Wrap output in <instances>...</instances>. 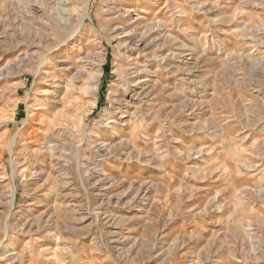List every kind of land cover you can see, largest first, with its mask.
Masks as SVG:
<instances>
[{"label": "rangeland", "instance_id": "1", "mask_svg": "<svg viewBox=\"0 0 264 264\" xmlns=\"http://www.w3.org/2000/svg\"><path fill=\"white\" fill-rule=\"evenodd\" d=\"M38 1L0 0V264H264L260 0Z\"/></svg>", "mask_w": 264, "mask_h": 264}, {"label": "bare ground", "instance_id": "2", "mask_svg": "<svg viewBox=\"0 0 264 264\" xmlns=\"http://www.w3.org/2000/svg\"><path fill=\"white\" fill-rule=\"evenodd\" d=\"M45 0H39L38 2L40 3V4H42L43 2H44ZM54 1H56L54 4L56 5L55 7H56V10H57V12L59 13V15H60V17H59V21H62L63 23H66L67 25H71L72 24V20H74V15H76L75 13H74V11L73 10H71L70 8H69V5L71 4V0H54ZM75 3V2H74ZM73 3V4H74ZM84 3V2H83ZM54 4H53V6H54ZM256 4V3H255ZM86 5V4H85ZM84 5V6H85ZM256 6L258 7V8H264V0H260L257 4H256ZM43 7V6H42ZM54 7V8H55ZM88 7V6H87ZM112 11V10H111ZM77 12V11H76ZM86 13V12H85ZM122 14V13H121ZM83 15V14H82ZM120 15V14H119ZM125 16H127L126 17V19H125V21H127V22H130V21H132V18L128 15V14H126ZM137 18H139V17H137ZM160 22V21H159ZM132 23V22H131ZM133 25H137L138 26V23H139V20H133ZM58 24H60V22L58 23ZM140 24V23H139ZM83 22H81L74 30H72V31H70L68 34H66V37H65V40L64 41H62L61 43H59V44H56V43H49V46L47 47V48H45V50L44 49H42V54L39 56V57H35V56H33V55H31V56H29L28 58H26L25 59V62L26 63H30V62H33V60H37V68H36V76H38L40 73H41V71L43 70V68H44V66H45V63L48 61V59L49 58H52V56L54 55V53L55 52H57V51H59V50H61V48H62V46H67V45H70V41L71 40H74L75 39V36H76V34L79 32V30L81 29V27H83ZM242 26H243V30L245 31V34H244V37L245 38H247L248 40H250V42H251V44L253 45V47L254 48H257L258 50H260V49H262V48H264V28L263 29H259V28H252V26L250 25V24H245V22H242ZM62 27V26H61ZM142 27V26H141ZM146 27H148V28H151V29H161L162 27H161V25H159V24H156V25H152V24H150V25H147ZM124 30V29H123ZM162 30H164V29H162ZM124 32V31H123ZM133 32V31H132ZM113 34H115V38H117L119 35H120V30H119V28L118 29H115L114 31H113ZM124 34V33H123ZM143 34V33H142ZM145 37V36H144ZM243 37V38H244ZM163 38V41H164V43H172V41H174V43H175V40L174 39H172L170 36H168V37H165V36H163L162 37ZM143 45V44H142ZM178 46V45H177ZM141 47V46H140ZM144 47V46H143ZM186 49V48H185ZM139 50V49H138ZM257 50V51H258ZM145 51V50H144ZM174 55V54H173ZM236 55H238V57H239V54L237 53ZM175 56V55H174ZM234 56H235V54H234ZM240 56H242V55H240ZM167 57V56H166ZM237 58V57H236ZM165 60H167L166 58H165ZM237 60V59H236ZM238 60H239V58H238ZM237 60V61H238ZM264 60V58L262 57L261 59H259V60H257V62H255L257 65H260V63L262 62ZM62 61V60H61ZM164 61V60H163ZM236 61V62H237ZM240 61V60H239ZM252 61V60H251ZM255 61V60H254ZM235 62V63H236ZM62 64V63H61ZM137 64V63H136ZM134 65V67H133V69H132V71H133V75H135V78L137 77V76H139V75H141L142 73H143V71H139L138 72V66L137 65ZM238 64V63H237ZM262 64V63H261ZM72 67H73V65H72ZM9 69H11L12 67L11 66H9L8 67ZM96 68V67H95ZM75 69V68H74ZM238 69V68H237ZM73 71V70H72ZM71 71V72H72ZM239 71H240V69H239ZM63 72V71H62ZM241 72V71H240ZM66 73V72H65ZM73 73V72H72ZM48 76V75H47ZM57 76V75H56ZM49 77V76H48ZM54 77V76H53ZM56 78V77H55ZM58 78V77H57ZM79 78V74H78V72H76V73H74L73 74V77L72 78H70L69 79V84L68 85H66V87H65V91H66V93H68L69 92V89L68 88H71V87H74V88H72L73 90H76L77 89V87L74 85V83H75V81L77 80ZM135 78H133L132 80H131V82L133 83V82H136L137 80L135 79ZM137 79H139V78H137ZM138 81H140V80H138ZM50 82V81H49ZM144 82L145 81H142V83L144 84ZM130 82H126L125 84L126 85H130L129 84ZM137 83H139V82H137ZM58 84V83H57ZM146 86V85H145ZM89 88V87H88ZM127 88V87H126ZM60 89V88H59ZM54 91H56V90H54ZM178 91V90H177ZM258 94L259 95H264V89H262V88H260V89H258ZM52 95H55L56 96V94H53L52 93ZM58 95H60V94H58ZM57 98V97H56ZM55 98V99H56ZM66 99V97L65 96H63L62 97V99H61V101L62 100H65ZM186 103V102H185ZM263 104V103H262ZM37 117V116H36ZM42 118V117H41ZM120 118H123V117H120ZM110 123H112L111 121H109L108 122V124H110ZM23 124L25 125L26 124V122H23ZM51 124H53V123H51ZM108 126V125H107ZM143 138V137H142ZM65 143V142H64ZM106 143V142H105ZM14 144H15V139L13 140V142H12V144H11V147H13L14 146ZM112 144V143H111ZM159 144V143H158ZM92 145V144H91ZM91 145H89V146H91ZM94 145V144H93ZM60 146H62V147H66V146H68L67 144H61ZM60 146L59 145H55V144H47L46 145V147H45V151H47V152H49V153H55L59 148H60ZM96 149H97V152L99 153V154H103V155H101L102 157H104V156H108L107 154L105 155V153H108L111 149H113V147H109L108 145L106 146L104 143H102V142H100V143H98V145L96 146ZM114 150V149H113ZM113 150H112V152H113ZM111 153V152H110ZM159 153V152H158ZM182 154V153H181ZM140 160V159H139ZM58 161H60L59 159H58ZM97 164V163H96ZM84 165V164H83ZM85 167V166H84ZM81 170V169H80ZM86 170V169H85ZM90 171V170H89ZM92 173V172H91ZM15 174V173H14ZM91 175V174H90ZM88 176V175H87ZM99 181V180H98ZM96 214V213H95ZM98 214V213H97ZM96 214V215H97ZM101 214V213H100ZM102 217V216H101ZM251 231V230H250ZM249 235H250V233H249ZM11 251H14L13 250V248L10 246V245H7V246H5V249H4V253L5 254H7V253H9V252H11Z\"/></svg>", "mask_w": 264, "mask_h": 264}]
</instances>
